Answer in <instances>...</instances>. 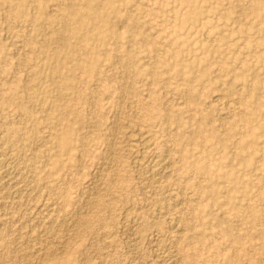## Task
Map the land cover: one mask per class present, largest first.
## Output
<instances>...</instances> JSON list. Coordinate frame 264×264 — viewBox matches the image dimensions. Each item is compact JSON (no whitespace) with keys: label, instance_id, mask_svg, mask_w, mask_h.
Returning a JSON list of instances; mask_svg holds the SVG:
<instances>
[{"label":"rangeland","instance_id":"rangeland-1","mask_svg":"<svg viewBox=\"0 0 264 264\" xmlns=\"http://www.w3.org/2000/svg\"><path fill=\"white\" fill-rule=\"evenodd\" d=\"M0 264H264V0H0Z\"/></svg>","mask_w":264,"mask_h":264},{"label":"bare ground","instance_id":"bare-ground-1","mask_svg":"<svg viewBox=\"0 0 264 264\" xmlns=\"http://www.w3.org/2000/svg\"><path fill=\"white\" fill-rule=\"evenodd\" d=\"M229 107H230V106H229ZM129 125H130V124H129ZM139 130H140V129H139ZM141 130H142V129H141ZM145 134H146V133H145ZM142 135H143V134H142ZM139 136H140V135H139ZM144 136H145V135H144ZM142 137H143V136H142ZM140 138H141V137H140ZM145 138H146V137H145ZM143 139H144V137H143ZM147 139H148V138H147ZM137 142H139V141H137ZM142 142H143V141H142ZM139 143H140V142H139ZM143 143H144V142H143ZM148 143H149V142H148ZM145 144H146V143H145ZM145 144L143 145V147L148 145V144H147V145H145ZM151 146H152V145H151ZM151 146H150V147H151ZM148 148H149V147H148ZM148 148H147V149H148ZM147 149H146V150H147ZM116 150H117V149H116ZM115 152H116V151H115ZM162 154H163V153H162ZM162 154H159V155H162ZM167 154H168V153H167ZM157 156H158V155H157ZM167 157H168V156H167ZM167 157H166V158H167ZM141 159H142V158H141ZM151 159H152V158H151ZM163 159H164V158H163ZM149 161H150V160H149ZM149 161H148V163H149ZM161 161H162V160H161ZM161 163L163 164V162H161ZM161 163H160V160H155V161H153V162L150 163L151 165H149V170H150V176H151V178H156V177L159 175V173H160V169H161V168H160V166H161L160 164H161ZM140 164H141V163H140ZM147 168H148V167H147ZM162 169H163V168H162ZM162 169H161V170H162ZM145 170H146V169H145ZM145 170H144V171H145ZM147 172H148V170H147ZM144 173H145V172H144ZM160 174H161V173H160ZM158 177H159V176H158ZM148 178H150V177H148ZM153 180H154V179H153ZM181 201H182V200H181Z\"/></svg>","mask_w":264,"mask_h":264}]
</instances>
